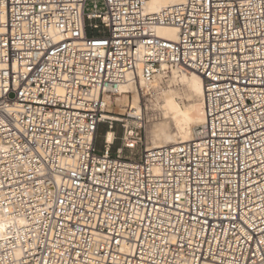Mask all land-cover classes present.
Returning a JSON list of instances; mask_svg holds the SVG:
<instances>
[{
    "label": "built area",
    "instance_id": "obj_1",
    "mask_svg": "<svg viewBox=\"0 0 264 264\" xmlns=\"http://www.w3.org/2000/svg\"><path fill=\"white\" fill-rule=\"evenodd\" d=\"M146 5L0 0V264H264V0ZM172 68L193 139L100 151L107 98Z\"/></svg>",
    "mask_w": 264,
    "mask_h": 264
},
{
    "label": "rangeland",
    "instance_id": "obj_2",
    "mask_svg": "<svg viewBox=\"0 0 264 264\" xmlns=\"http://www.w3.org/2000/svg\"><path fill=\"white\" fill-rule=\"evenodd\" d=\"M126 90L128 92H121L110 98L107 115L115 116L119 120L111 119L100 124L97 133V144L100 151L103 150L108 130L114 131L112 154H115L116 149L123 145L126 137L131 136L132 140L138 142L134 149L136 153L140 152L143 147L153 145L154 140L164 141V131L170 137V141L165 143L177 142L181 133L173 118L172 110L168 106V96L174 97L183 108H189L198 100V97L189 90L181 78H175L170 71L167 78L161 76L148 88L131 85ZM138 105L143 110V115L139 117L135 114ZM197 126L192 125L193 132ZM129 152L128 149H124L125 154Z\"/></svg>",
    "mask_w": 264,
    "mask_h": 264
},
{
    "label": "bare ground",
    "instance_id": "obj_3",
    "mask_svg": "<svg viewBox=\"0 0 264 264\" xmlns=\"http://www.w3.org/2000/svg\"><path fill=\"white\" fill-rule=\"evenodd\" d=\"M179 0H147L146 9L149 11H155L160 9L161 7L173 4ZM157 33L164 38L168 39H174L177 36V29L173 26H161L157 29ZM174 77L181 80L187 85L189 90L198 97V100L193 103L189 108H183L180 103L171 95L168 96V106L172 110L173 118L176 121V124L180 128V139L178 138L177 142L174 143H165L169 142V135L164 131V141L158 142L156 140L153 141V145L149 147H159L163 145H169V144H176L188 140H192L194 136L193 127L192 125H201L204 123L205 120V114H204V108H203V94H204V78L201 74L195 72V71H184L179 68H172L170 70ZM156 81V80H155ZM154 81V82H155ZM153 82V83H154ZM152 83H146L142 79L139 81L137 80V84H126L121 87V89L118 91V94L121 92H128L126 88L129 86L133 87H147L151 85ZM126 96V95H124ZM113 96H110L108 101L110 102V98ZM142 107L140 105L137 106V110L135 111V114L139 117L142 116ZM135 115V116H136ZM109 119H117V117H111L108 116ZM142 118V117H141ZM139 119V118H138ZM141 123V122H139ZM131 132V131H130ZM129 133V132H128ZM130 134V133H129ZM105 140L108 143H114V131L108 130L105 135ZM147 147V146H146Z\"/></svg>",
    "mask_w": 264,
    "mask_h": 264
}]
</instances>
